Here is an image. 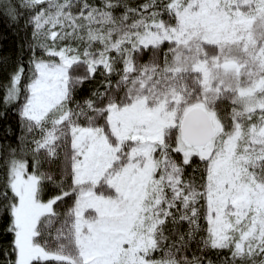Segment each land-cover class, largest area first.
I'll return each instance as SVG.
<instances>
[{
	"label": "snow or ice",
	"instance_id": "1",
	"mask_svg": "<svg viewBox=\"0 0 264 264\" xmlns=\"http://www.w3.org/2000/svg\"><path fill=\"white\" fill-rule=\"evenodd\" d=\"M0 264H264V0H0Z\"/></svg>",
	"mask_w": 264,
	"mask_h": 264
}]
</instances>
